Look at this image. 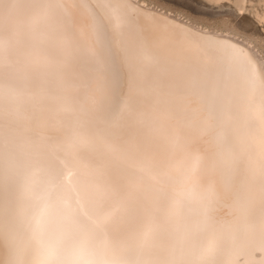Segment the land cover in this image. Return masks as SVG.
<instances>
[{"label": "bare ground", "instance_id": "obj_1", "mask_svg": "<svg viewBox=\"0 0 264 264\" xmlns=\"http://www.w3.org/2000/svg\"><path fill=\"white\" fill-rule=\"evenodd\" d=\"M248 66L143 0H0V264H264Z\"/></svg>", "mask_w": 264, "mask_h": 264}, {"label": "rangeland", "instance_id": "obj_2", "mask_svg": "<svg viewBox=\"0 0 264 264\" xmlns=\"http://www.w3.org/2000/svg\"><path fill=\"white\" fill-rule=\"evenodd\" d=\"M246 41L264 60V0H143Z\"/></svg>", "mask_w": 264, "mask_h": 264}, {"label": "snow or ice", "instance_id": "obj_3", "mask_svg": "<svg viewBox=\"0 0 264 264\" xmlns=\"http://www.w3.org/2000/svg\"><path fill=\"white\" fill-rule=\"evenodd\" d=\"M244 74L250 87L255 88L258 83L264 84V74H261L258 80L255 69H253L251 66L246 67ZM185 151L187 152L190 150L186 147ZM196 162H198V156L189 155V163L195 164Z\"/></svg>", "mask_w": 264, "mask_h": 264}]
</instances>
